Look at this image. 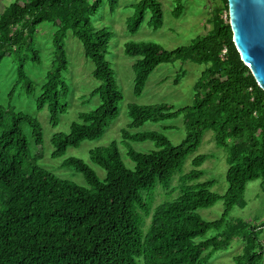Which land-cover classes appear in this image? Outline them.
Segmentation results:
<instances>
[{
	"label": "trees",
	"instance_id": "obj_1",
	"mask_svg": "<svg viewBox=\"0 0 264 264\" xmlns=\"http://www.w3.org/2000/svg\"><path fill=\"white\" fill-rule=\"evenodd\" d=\"M103 1L15 0L0 13V66L7 57L17 63V81L10 99L20 85L28 96L36 90L25 66L29 61L41 63L35 34L43 23L56 28L54 58L36 103L39 111L48 109L51 124L57 126L60 115L67 111L64 41L68 31L82 43L86 58L94 64L93 77L101 82L92 93L100 98V104L81 113L69 133L52 138L53 158L65 156L68 148H78L86 140L100 138L119 114L123 96L106 59L112 32L97 28L93 22ZM177 1L173 14L179 18L183 9L181 0ZM107 2L111 12L115 11L118 0ZM133 7L135 14L127 21L130 33L140 29L147 11L152 13L148 22L151 28L163 26L158 0H140ZM209 23L207 35L173 50L153 42L126 43L125 54L137 58L133 65L137 96L160 64L191 61L205 69L194 86L191 106H129L131 123L122 131V141L128 145L152 141L157 147L148 153L128 147L134 169L125 165L117 142L89 153L90 160L105 170L104 181L83 160L70 157L64 161V166L84 175L89 188L40 167L41 154L33 152L26 128L37 149L44 144L42 125L36 118L0 103V264H203L213 252L229 247L236 239L244 243L243 253L235 257L237 264H259L263 260L259 235L264 222L230 223L228 216L235 206H245L243 195L249 182L262 180L264 191V91L233 42L228 0H220V6L214 7ZM183 75L180 72L175 83ZM179 116H183L186 127V137L179 145H173L161 132L129 131L147 122ZM208 130L215 133L217 146L228 153L227 193H213L214 181L192 184L203 176L200 167L209 157L199 155L192 162L195 169L181 179L180 196L154 210L151 226L144 233L142 216L151 215L152 193L159 184L170 185ZM147 191L151 193L146 201L143 193ZM221 200L225 210L219 220L207 221L197 212ZM210 230H216L217 235L198 241Z\"/></svg>",
	"mask_w": 264,
	"mask_h": 264
},
{
	"label": "rangeland",
	"instance_id": "obj_2",
	"mask_svg": "<svg viewBox=\"0 0 264 264\" xmlns=\"http://www.w3.org/2000/svg\"><path fill=\"white\" fill-rule=\"evenodd\" d=\"M15 0H0V13L11 5ZM140 0H118L115 11L111 12L107 0L101 4L93 22L97 28H107L112 32V39L109 44L107 61L114 72L116 85L123 98L119 103L118 117L109 125L105 133L98 139L86 140L78 148L70 147L66 155L61 158H53L52 138L56 134L69 133L73 122L78 121L81 113L94 110L100 104L98 96H92L101 82L93 77L94 64L84 54L82 43L68 31L65 38V50L68 59V69L64 73L68 94L64 99L67 104V111L60 115L57 126L50 122V113L47 108L39 111L37 99L42 95V86L46 82L47 72L53 61V35L56 28L51 23H43L37 27L35 34V49L40 52L41 63L35 64L29 61L25 70L30 79L37 85L35 92L28 96L21 88L15 91L14 97L9 95L13 85L17 81V63L13 57H7L0 66V103L3 106H13L17 112L24 113L36 118L43 128L44 144L42 148H34L29 128L26 134L31 142L34 153L41 154L38 165L49 170L62 179L69 180L75 184L89 188L84 175L74 168L64 166L67 158L75 157L87 163L98 175L101 181L106 178L103 168L90 160V151L96 148L108 147L117 142L121 157L125 165L134 169V163L127 155L128 147L134 150L148 153L157 150L156 144L152 141L129 142L122 141V131L128 128L131 119L128 108L131 104L156 105L170 104L176 109L191 106L194 102V86L200 78L204 65L191 61H174L172 63L160 64L150 75L145 89L140 96L134 93L135 73L133 65L137 58L125 54V45L129 42H153L161 45L167 50L190 45L197 37L207 35L211 30L209 19L214 7L220 6V0H181L182 13L179 18L175 17L173 11L178 5L177 0H158L162 4L163 26L153 29L148 25L152 17L151 11H147L144 23L140 29L132 34L127 29V21L135 14L134 5ZM184 72L180 82L175 79L180 72ZM130 133L161 132L164 133L173 145H179L186 137V127L183 116L175 119L160 122H147L137 129H130ZM199 155H208L204 164L200 167L203 176L192 182L200 184L214 181L211 191L224 196L228 190L226 179L229 169L228 153L225 149L217 146L215 133L208 130L204 133L202 142L196 152L189 155L182 164V167L173 175L168 187L157 185L152 193L151 215L143 214L142 228L147 233L152 223L154 210L166 203L175 200L181 194L183 185L181 179L190 173L194 168L193 160ZM151 192H144V199L147 201ZM244 207L235 206L228 216V222L236 223L244 221L249 224L260 225L264 222V191L262 180L249 182L244 191ZM225 210L224 202L218 201L214 206L199 209L197 212L207 221L219 220ZM217 235L216 230H210L202 241ZM259 238L264 246V229ZM244 243L241 239L234 240L225 249L213 252L210 258L203 264H237L235 257L243 253ZM259 264H264V258Z\"/></svg>",
	"mask_w": 264,
	"mask_h": 264
},
{
	"label": "water",
	"instance_id": "obj_3",
	"mask_svg": "<svg viewBox=\"0 0 264 264\" xmlns=\"http://www.w3.org/2000/svg\"><path fill=\"white\" fill-rule=\"evenodd\" d=\"M233 42L264 91V0H228Z\"/></svg>",
	"mask_w": 264,
	"mask_h": 264
},
{
	"label": "built area",
	"instance_id": "obj_4",
	"mask_svg": "<svg viewBox=\"0 0 264 264\" xmlns=\"http://www.w3.org/2000/svg\"><path fill=\"white\" fill-rule=\"evenodd\" d=\"M224 17H225V18H227V16H226V15H224Z\"/></svg>",
	"mask_w": 264,
	"mask_h": 264
}]
</instances>
